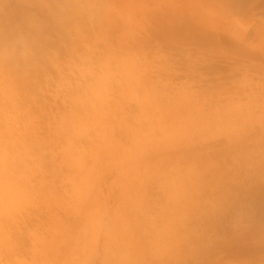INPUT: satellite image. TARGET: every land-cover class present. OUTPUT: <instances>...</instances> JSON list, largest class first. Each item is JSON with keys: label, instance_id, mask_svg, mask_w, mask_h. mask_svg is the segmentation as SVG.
Instances as JSON below:
<instances>
[{"label": "rangeland", "instance_id": "obj_1", "mask_svg": "<svg viewBox=\"0 0 264 264\" xmlns=\"http://www.w3.org/2000/svg\"><path fill=\"white\" fill-rule=\"evenodd\" d=\"M0 188V264H264V0H0Z\"/></svg>", "mask_w": 264, "mask_h": 264}, {"label": "bare ground", "instance_id": "obj_2", "mask_svg": "<svg viewBox=\"0 0 264 264\" xmlns=\"http://www.w3.org/2000/svg\"><path fill=\"white\" fill-rule=\"evenodd\" d=\"M1 188H3V187H1ZM1 188H0V194H2V196H4V197H5V196H8L7 194H6V195H3V193H4V191H5L6 189L2 190ZM9 188H10V189H9V190H10L9 195H11V196L13 197V192H14V191H12V194H11V188H12V187H9ZM13 188H14V187H13ZM13 188H12V190H15V193H16V189H13ZM2 191H3V192H2ZM16 195H17V193L15 194V196H16ZM2 196L0 195V197H2ZM11 196H10V197H11ZM15 196H14V197H15ZM10 197H8V198L5 197V198H6L8 201L10 200L11 202H12L13 199H14V201H13V203H12V208H13V205L15 206L14 203L16 202V200H15L16 198L13 197V199L11 200V199H9ZM6 199H5V201H6ZM2 201H4V198H3V197H2ZM8 201H6V202H8ZM10 201H9L8 203H10ZM8 206H9V208H10V207H11V204L8 205ZM8 233H9V232H8ZM9 235H10V234H9ZM33 237H34V236H33ZM35 238H36V237H35ZM32 239H33V238H32ZM13 240H14V239H13ZM3 241H4V240H3ZM0 242H1V241H0ZM5 242H6V240H5ZM12 244H13V243H12ZM3 246H5V244H4ZM1 247H2V246H1ZM6 247H7V246H6ZM11 248H13V247H11ZM2 249H3V248H2ZM10 250H11V249H10ZM8 252H9V251H8ZM1 256H3V255H1ZM23 261H24V260H23ZM23 261H22V262H23ZM25 263H26V262H25ZM18 264H19V263H18ZM21 264H22V263H21Z\"/></svg>", "mask_w": 264, "mask_h": 264}]
</instances>
